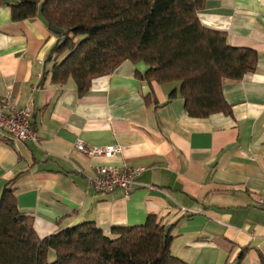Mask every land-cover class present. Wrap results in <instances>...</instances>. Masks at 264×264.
Segmentation results:
<instances>
[{
	"label": "crops",
	"instance_id": "1",
	"mask_svg": "<svg viewBox=\"0 0 264 264\" xmlns=\"http://www.w3.org/2000/svg\"><path fill=\"white\" fill-rule=\"evenodd\" d=\"M205 27L224 32L232 47L257 51L253 72L221 87L230 114L191 117L178 81L140 79L148 68L124 60L92 78L77 94L39 84L56 43L40 16L14 21L0 3V95L32 110L37 140L0 139V194L6 182L20 211L31 214L39 237L82 221L109 234L148 215L172 226L170 252L187 264H264V0H205ZM119 144L111 157L86 156L74 144ZM143 167L128 195L97 192L88 184L98 165ZM245 248L238 260L239 252ZM54 252L49 251V256Z\"/></svg>",
	"mask_w": 264,
	"mask_h": 264
},
{
	"label": "trees",
	"instance_id": "2",
	"mask_svg": "<svg viewBox=\"0 0 264 264\" xmlns=\"http://www.w3.org/2000/svg\"><path fill=\"white\" fill-rule=\"evenodd\" d=\"M14 21L40 16L64 31L48 53L39 84L64 85L71 78L79 96L92 78L124 60L148 66L136 75L147 82L178 81L169 98L183 99L191 117L230 114L221 87L254 71L258 53L232 47L226 34L201 24L205 0H0ZM6 182L0 194V264H187L170 252L172 226L148 215L138 225L113 227L109 234L82 221L39 237L34 218L18 208ZM54 252L50 260L49 251ZM245 248L238 254L242 258Z\"/></svg>",
	"mask_w": 264,
	"mask_h": 264
},
{
	"label": "built area",
	"instance_id": "3",
	"mask_svg": "<svg viewBox=\"0 0 264 264\" xmlns=\"http://www.w3.org/2000/svg\"><path fill=\"white\" fill-rule=\"evenodd\" d=\"M32 110L28 107H18L17 99L11 93L0 95V139L5 141L29 140L36 141L32 125ZM75 148L86 156L111 157L121 151L119 144L106 146H87L77 140ZM143 171V167L129 170L115 165H98L88 177V184L97 192H109L121 189L128 195L135 184V177ZM257 205L264 208V192L257 198Z\"/></svg>",
	"mask_w": 264,
	"mask_h": 264
},
{
	"label": "water",
	"instance_id": "4",
	"mask_svg": "<svg viewBox=\"0 0 264 264\" xmlns=\"http://www.w3.org/2000/svg\"><path fill=\"white\" fill-rule=\"evenodd\" d=\"M51 30H52L54 33H56V34H58V35L61 36L60 43H62V42L64 41V39H65L64 31H63L61 28L56 27V26H54V25L51 26Z\"/></svg>",
	"mask_w": 264,
	"mask_h": 264
},
{
	"label": "rangeland",
	"instance_id": "5",
	"mask_svg": "<svg viewBox=\"0 0 264 264\" xmlns=\"http://www.w3.org/2000/svg\"><path fill=\"white\" fill-rule=\"evenodd\" d=\"M49 258H50V260H52V259L54 258L53 254H51V255L49 256Z\"/></svg>",
	"mask_w": 264,
	"mask_h": 264
}]
</instances>
